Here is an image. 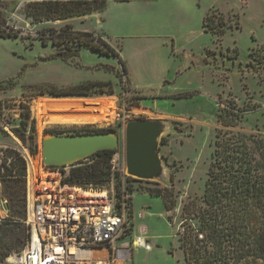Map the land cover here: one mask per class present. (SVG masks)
<instances>
[{
  "label": "rangeland",
  "instance_id": "1",
  "mask_svg": "<svg viewBox=\"0 0 264 264\" xmlns=\"http://www.w3.org/2000/svg\"><path fill=\"white\" fill-rule=\"evenodd\" d=\"M26 4V0H0V29L18 36L0 37V148L12 147L27 162L26 205L28 191L39 185L31 183L30 159L42 171L41 141L54 135L47 132L71 136L112 129L120 140L116 150L117 191L123 188L122 176L135 190L133 217L127 223L132 225L129 233L132 238L142 236L151 246L150 251L134 248L123 264H178V261L185 264L178 238L189 227H198L183 208L190 202H201L217 130L264 140V70L249 64L253 50H264V0H157L150 4L135 1L130 11L117 13V33L112 29L115 26L109 25L108 34L103 24L90 19L34 24L24 14ZM212 14L225 23L223 36L202 28L204 18ZM152 16L173 20L171 38L146 36L149 31L159 30V25L149 20ZM67 24L76 32L91 33L105 41L119 55L128 73L121 74L115 57L85 48L78 49V55L67 61L56 57V53L66 49L50 40L43 44V30L60 31ZM89 82L109 84L112 95L100 94L101 89H93L91 96L49 95L52 90H67ZM180 94L188 97L179 98ZM41 99H109L116 103L118 116L103 124L60 125L46 121L39 124L36 102ZM21 104L29 107L35 119L34 156L12 133L13 128L21 127ZM223 109L242 114L237 126L224 127L218 123V114ZM138 119L166 120L171 126L160 146L167 168L163 183H136L125 173L124 126ZM17 188L20 190V186ZM106 189L104 185L92 192ZM149 189L166 191L168 199L174 202L173 209L166 211L161 198L147 195ZM1 191L0 182V219L4 220L7 210ZM139 227L144 228L143 232ZM128 243L126 239L120 246L130 247ZM23 250L13 253L5 263L21 264Z\"/></svg>",
  "mask_w": 264,
  "mask_h": 264
},
{
  "label": "trees",
  "instance_id": "2",
  "mask_svg": "<svg viewBox=\"0 0 264 264\" xmlns=\"http://www.w3.org/2000/svg\"><path fill=\"white\" fill-rule=\"evenodd\" d=\"M106 7V0H40L28 2L24 14L32 23L40 24L87 16L102 12ZM216 18L214 14L207 15L202 28L205 32L223 36L225 23L221 18ZM43 32V44L50 40L53 45L65 47V51L55 54L62 60L67 61L77 56L78 49L85 48L102 56L115 57L118 59L121 74L128 73L119 55L105 41L91 33L76 32L69 24L60 31L48 28ZM0 37L18 36L0 29ZM263 51V48L253 50L249 64L253 63L264 70ZM102 88H106V91ZM93 89H101L100 94L113 93L109 84L89 82L67 90H52L49 95L91 96ZM178 97L188 96L180 94ZM241 118L239 111L228 112L223 109L218 114V123L224 127H235ZM20 121L21 127L13 128L12 133L34 156L37 152L35 119L31 117L29 107L24 104H21ZM114 132L112 129H102L77 132L75 135ZM2 133L7 136L6 132ZM47 134L65 133L51 131ZM215 138L201 202H190L183 208L189 216H193L190 219L198 227H189L178 238L183 260L185 264H264V140L228 130H217ZM116 153L112 150L99 151L72 164L62 183L84 190L100 189L112 178L111 161ZM0 159L1 193L7 210V218L0 219V264H6L5 260L13 253L22 251L30 240V228L24 223L27 218V162L12 147L0 148ZM87 160L91 163H83ZM131 181L144 182L136 179ZM18 186L20 190H17ZM126 191L130 195L127 218L129 223L133 217L132 194L135 190L127 184ZM146 193L151 197L161 198L166 211L173 209L174 202L168 199L166 191L149 189ZM131 226L129 224V230ZM128 236L130 238L123 237L122 241H130L132 234L129 233Z\"/></svg>",
  "mask_w": 264,
  "mask_h": 264
},
{
  "label": "built area",
  "instance_id": "3",
  "mask_svg": "<svg viewBox=\"0 0 264 264\" xmlns=\"http://www.w3.org/2000/svg\"><path fill=\"white\" fill-rule=\"evenodd\" d=\"M117 159L118 153L111 161L112 178L107 189L97 197H84L86 190L62 183L68 166L43 165L44 171L57 176L58 184L53 191L38 187L27 193L30 240L21 264H115L129 259L134 248L151 250L142 236L131 238L130 247L120 246L123 237L129 235L130 195L126 176H122L123 188L117 191Z\"/></svg>",
  "mask_w": 264,
  "mask_h": 264
},
{
  "label": "water",
  "instance_id": "4",
  "mask_svg": "<svg viewBox=\"0 0 264 264\" xmlns=\"http://www.w3.org/2000/svg\"><path fill=\"white\" fill-rule=\"evenodd\" d=\"M170 129L169 122L161 119H138L125 124V173L128 177L154 183L165 181L167 168L160 155V146L162 137ZM119 145V137L113 133L49 135L41 141V161L48 167L69 166L99 151H116Z\"/></svg>",
  "mask_w": 264,
  "mask_h": 264
},
{
  "label": "bare ground",
  "instance_id": "5",
  "mask_svg": "<svg viewBox=\"0 0 264 264\" xmlns=\"http://www.w3.org/2000/svg\"><path fill=\"white\" fill-rule=\"evenodd\" d=\"M117 111L116 103L109 99L85 101L41 99L36 102V118L39 124L45 121L60 125L103 124L117 118ZM30 165L32 168L31 183L36 184L38 182L39 185L36 186L47 191L55 190V184H58V180L55 179L57 176L47 173L43 168L41 171L39 164L37 165L32 159H30ZM100 194V192L85 191L82 195L84 197H97ZM96 254L100 255V252H96Z\"/></svg>",
  "mask_w": 264,
  "mask_h": 264
},
{
  "label": "crops",
  "instance_id": "6",
  "mask_svg": "<svg viewBox=\"0 0 264 264\" xmlns=\"http://www.w3.org/2000/svg\"><path fill=\"white\" fill-rule=\"evenodd\" d=\"M30 1H33V0H26L27 3ZM36 1H39V0H36ZM106 1H107V7L102 12L93 13V14L83 16V17L70 18L67 20L68 21L70 20L72 21L76 19L83 20V21H86L87 19L94 20V21L99 22L100 25L103 24L104 32L106 34H108V32H110L111 30L109 25L115 26L112 29H114L115 30L114 32L117 33V19L119 15L117 14L118 12H121V14H123V11H130L131 10L130 7L134 6L135 1H141V2H145L146 4H150L157 0H106ZM166 18H169V17H166ZM149 20H152L155 24H158L159 30H156L155 32L149 31L146 33L147 34L146 36H149L150 38L152 37V38H163V39H169L173 36L171 27H170V23L173 22L171 18L168 20H164L161 16H152ZM147 26H149V21H148ZM132 210H133V206H132ZM138 230L140 232H143L142 230H144V228L139 227ZM115 264H117V262ZM119 264H123V261L122 260L119 261Z\"/></svg>",
  "mask_w": 264,
  "mask_h": 264
}]
</instances>
